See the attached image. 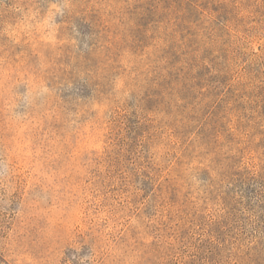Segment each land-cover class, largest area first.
<instances>
[{"label": "rangeland", "instance_id": "obj_1", "mask_svg": "<svg viewBox=\"0 0 264 264\" xmlns=\"http://www.w3.org/2000/svg\"><path fill=\"white\" fill-rule=\"evenodd\" d=\"M0 264H264V0H0Z\"/></svg>", "mask_w": 264, "mask_h": 264}]
</instances>
